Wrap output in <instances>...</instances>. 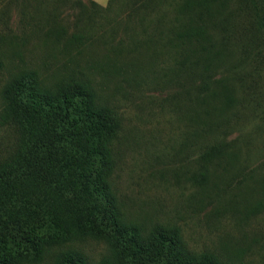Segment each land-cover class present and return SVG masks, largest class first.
Returning <instances> with one entry per match:
<instances>
[{"label":"trees","instance_id":"obj_1","mask_svg":"<svg viewBox=\"0 0 264 264\" xmlns=\"http://www.w3.org/2000/svg\"><path fill=\"white\" fill-rule=\"evenodd\" d=\"M237 1L262 35L264 64V0ZM236 10L227 0H0V44L61 56L98 47L133 83L180 86L171 94L183 96L197 151L187 176L202 186L233 155L219 133L234 101L227 82L240 79V59L226 58ZM121 126L82 69L48 81L33 66L5 73L0 59V264H232L189 249L174 224L124 215L111 180ZM86 240L104 244L96 260L79 248Z\"/></svg>","mask_w":264,"mask_h":264},{"label":"rangeland","instance_id":"obj_2","mask_svg":"<svg viewBox=\"0 0 264 264\" xmlns=\"http://www.w3.org/2000/svg\"><path fill=\"white\" fill-rule=\"evenodd\" d=\"M236 6L239 10L226 29V58L230 64L240 59L234 70L240 79L227 82L234 101L219 133L230 142L233 155L211 167L202 186L187 176L196 168L197 151L188 146L191 121L183 96L171 94L180 86L150 84L145 78L133 83L126 79V70L113 67L125 68L124 63L105 58L98 47L80 56H61L33 41L0 44V59L5 73L33 66L48 81L80 68L95 91L109 100L122 125L111 180L128 219L144 225L174 224L195 252L211 251L232 264H264V64L256 55L263 38L244 4L227 0L228 9ZM10 15L8 25L14 28L13 7ZM79 248L93 260L105 251L102 242L93 240Z\"/></svg>","mask_w":264,"mask_h":264},{"label":"crops","instance_id":"obj_3","mask_svg":"<svg viewBox=\"0 0 264 264\" xmlns=\"http://www.w3.org/2000/svg\"><path fill=\"white\" fill-rule=\"evenodd\" d=\"M94 1H96L99 4H101V2H103L104 0H94Z\"/></svg>","mask_w":264,"mask_h":264}]
</instances>
